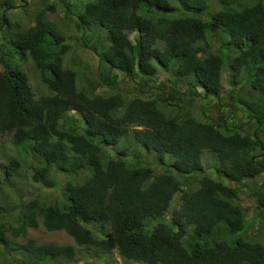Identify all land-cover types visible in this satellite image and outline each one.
<instances>
[{"label":"trees","instance_id":"1","mask_svg":"<svg viewBox=\"0 0 264 264\" xmlns=\"http://www.w3.org/2000/svg\"><path fill=\"white\" fill-rule=\"evenodd\" d=\"M42 1L29 27L7 16L0 24L9 25L0 38V135L16 149L0 164V194L23 168L38 186L37 195L17 193L16 204L0 199L5 264H100L113 251L132 264H264V0H62L98 57L97 77L82 71L83 79L81 60L65 63L72 45L51 18L55 5ZM27 56L46 93L30 84ZM160 70L171 76L156 79ZM126 80L131 90L120 87ZM131 141L158 160L137 148L130 161ZM43 187L58 194L41 199ZM241 195L254 200L252 214ZM40 226L74 244L39 242L29 230Z\"/></svg>","mask_w":264,"mask_h":264},{"label":"rangeland","instance_id":"2","mask_svg":"<svg viewBox=\"0 0 264 264\" xmlns=\"http://www.w3.org/2000/svg\"><path fill=\"white\" fill-rule=\"evenodd\" d=\"M5 0H0V2H3ZM14 5L7 7L4 5H1L0 7V24H3V17L4 19L6 16L12 21V22H20V25L23 26L24 28H27L30 26V23L32 22V17L37 10V8H41L44 6V2L42 0H11ZM53 4L55 5V12L51 14L52 19H56V21L59 24H62L63 26V31L66 36L67 41L72 45L71 50L69 53L66 54L65 56V63L67 65H73L75 60H81V62L84 64L82 66L81 71H80V78L83 79V73L82 71H85L86 74H88L90 77H97L98 74V57L97 55L91 50L83 46L81 39L79 38L80 32L77 31L75 28L74 21L71 18H68L66 16L67 10L63 6L62 0H51ZM88 0H69L70 3H72L74 6L81 5L82 7L85 5V3ZM76 13V12H75ZM5 14V15H4ZM4 15V16H3ZM1 26V25H0ZM8 23H4V26L0 28V38L2 41L4 40L5 33L8 30ZM107 35V33L105 32ZM6 44V42H5ZM16 55V54H15ZM16 57V56H15ZM74 58V60H73ZM17 58H16V63H17ZM25 71L28 73L29 78H30V84L32 87L36 90L37 93L43 92L46 93L47 89L45 86L41 83L39 77H38V71L35 68L34 62L32 59L27 56L24 61L23 65ZM86 66V67H85ZM90 68H87L89 67ZM123 73L118 72L119 77L122 78ZM171 75L167 72L164 71H159L154 77L158 80H167ZM230 73L228 71H225L223 73V88H222V93L225 94L229 89H230V84L228 82ZM85 80V79H84ZM84 82V81H83ZM250 86V84H248ZM120 87L123 89L131 90L132 86L131 83H127L126 81L120 82ZM102 92L105 93H110L111 90L108 86L101 88ZM201 110V107L195 109L197 115L199 114V111ZM201 115V114H200ZM199 115V116H200ZM201 117H203L201 115ZM131 132L128 133L130 135ZM133 139V137H132ZM131 140V137H128L127 139L122 138L120 143L117 146L110 147L108 151L110 152L111 156L117 155V151L119 149L125 148L126 145L124 144V141L126 144L129 143ZM134 142V141H133ZM132 141L130 142L129 151H128V156L127 158L130 161H135V155H134V150L137 148H140L141 152L143 153V157L149 161H157L158 160V154L155 151H148L145 147H143L141 144L134 142L136 145H134ZM16 155V149L14 145H12L11 142V135L10 134H5V135H0V164H6L8 161L9 157H12ZM204 163L207 165L213 164V156L209 152L204 153ZM165 160L167 162H171L173 160V156L171 154H166L165 155ZM161 165V163H160ZM158 165V167L163 168V166ZM153 166L156 168L155 162L153 163ZM157 169V168H156ZM27 169L23 168L22 173L20 172V179H15V186L13 188L10 187H5L3 190V193L0 194V199L7 201V202H12L13 204H16L19 199L17 196V193H23L24 195H29L31 194H36L37 195V188L32 185V180H31V175L30 172L26 171ZM209 172H214V169H210ZM28 173V174H27ZM30 175V176H29ZM264 175L262 176V178ZM59 180L65 181L68 179L64 174L60 175L58 174ZM261 179H259L260 181ZM43 194L38 195L41 199H48L51 200L53 196H56L58 194L57 189L52 190L50 188L43 187ZM48 192V196L45 194ZM180 193L176 194L172 201L171 207L176 208L179 205V198H180ZM240 202L244 203L245 206L249 207L250 209V214L254 212L255 205H254V200L248 198L245 195H241ZM17 212H15L16 214ZM8 221H13V216L7 217L6 218ZM29 235L35 237L39 242H58V243H73L74 240L73 238L68 235L65 231L59 230V231H47L44 227L40 226L39 228H31L29 230ZM13 240H18V241H25L24 237H19V238H13ZM81 251L85 252V248H81ZM12 253L14 256H18V253L12 250ZM19 257V256H18ZM8 258L6 256L0 255V264H5V261ZM10 260V259H9ZM23 260L27 261L25 264H51V261L48 260H33L29 257L24 258ZM101 261L100 264H132L129 261H126L123 259L117 251H113L111 253H105L102 255L100 259ZM77 263V262H76ZM74 262H63L62 264H76ZM135 264V263H134Z\"/></svg>","mask_w":264,"mask_h":264}]
</instances>
